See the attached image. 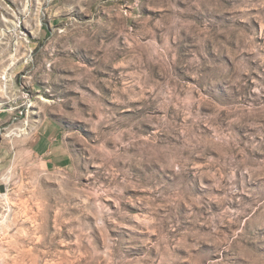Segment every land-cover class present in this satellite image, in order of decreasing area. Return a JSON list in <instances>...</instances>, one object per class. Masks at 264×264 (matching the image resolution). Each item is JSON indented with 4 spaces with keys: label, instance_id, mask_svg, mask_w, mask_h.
Here are the masks:
<instances>
[{
    "label": "rangeland",
    "instance_id": "1",
    "mask_svg": "<svg viewBox=\"0 0 264 264\" xmlns=\"http://www.w3.org/2000/svg\"><path fill=\"white\" fill-rule=\"evenodd\" d=\"M24 88L0 264H264V0H0L1 110Z\"/></svg>",
    "mask_w": 264,
    "mask_h": 264
},
{
    "label": "crops",
    "instance_id": "2",
    "mask_svg": "<svg viewBox=\"0 0 264 264\" xmlns=\"http://www.w3.org/2000/svg\"><path fill=\"white\" fill-rule=\"evenodd\" d=\"M0 120L11 123V115L0 117ZM30 140L32 150L43 159L48 167L65 169L71 164L70 150L56 124L47 120L43 121Z\"/></svg>",
    "mask_w": 264,
    "mask_h": 264
},
{
    "label": "built area",
    "instance_id": "3",
    "mask_svg": "<svg viewBox=\"0 0 264 264\" xmlns=\"http://www.w3.org/2000/svg\"><path fill=\"white\" fill-rule=\"evenodd\" d=\"M18 39L20 42L23 43H30L28 40V36L25 33H22L18 36ZM33 51L31 50L26 58V63H28L29 59L31 58ZM6 78V79H5ZM3 77V81L5 82V87L8 88L11 85H9L10 82H13V79H10L12 77H10L9 79H7V77ZM23 102L20 105V107L17 108H10L8 110H1L0 114L2 112H8L11 113V123L15 124L17 121H19L20 119H28L31 113V109L33 107V98L30 95V92L26 91L25 88L23 89V96H22ZM29 127V126H28Z\"/></svg>",
    "mask_w": 264,
    "mask_h": 264
},
{
    "label": "bare ground",
    "instance_id": "4",
    "mask_svg": "<svg viewBox=\"0 0 264 264\" xmlns=\"http://www.w3.org/2000/svg\"><path fill=\"white\" fill-rule=\"evenodd\" d=\"M10 65H13V64H10ZM11 67V66H10ZM9 70V69H8ZM8 70H6V71H8ZM7 74V73H6ZM5 78V77H4ZM6 79V78H5ZM10 80V79H9ZM6 88V87H5ZM7 89V88H6ZM1 106H2V104H0V110H1ZM21 131H23V130H21ZM6 195V194H5ZM4 198H5V196H3ZM7 197H8V195H7Z\"/></svg>",
    "mask_w": 264,
    "mask_h": 264
},
{
    "label": "water",
    "instance_id": "5",
    "mask_svg": "<svg viewBox=\"0 0 264 264\" xmlns=\"http://www.w3.org/2000/svg\"><path fill=\"white\" fill-rule=\"evenodd\" d=\"M0 191H1V193H5V188L2 186Z\"/></svg>",
    "mask_w": 264,
    "mask_h": 264
}]
</instances>
